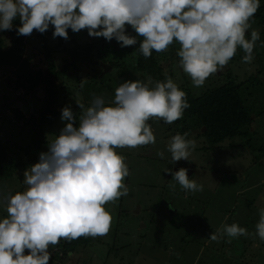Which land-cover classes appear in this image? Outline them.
Segmentation results:
<instances>
[{"label":"clouds","instance_id":"9594fccd","mask_svg":"<svg viewBox=\"0 0 264 264\" xmlns=\"http://www.w3.org/2000/svg\"><path fill=\"white\" fill-rule=\"evenodd\" d=\"M259 7L260 0H0V31L12 30L19 19L17 35L23 36L34 30L43 34L52 26L54 39L67 40L68 29H86L92 37L115 38L122 48L136 45L140 37L137 50L145 59L176 42L179 66L193 86L201 87L238 48L245 53L243 63L253 61L260 33L252 22ZM126 26L137 35L127 34ZM164 75V80L148 75L122 82L110 101L93 95L86 106L76 99L78 116L71 106L62 109L65 126L49 139L39 162L25 170L24 189L13 192L0 182V208L6 213L0 216V264H49L50 245L108 233L112 217L105 205L129 193L124 180L130 169L116 149L154 145L149 121L156 117L172 124L190 107L186 92L167 70ZM86 82L81 80L80 87ZM189 135L171 136L167 151L173 164L191 161L196 145ZM154 155L164 158L163 151ZM166 173L175 182L169 183L173 191L177 184L185 193L204 189L189 178L187 168ZM258 216L252 233L238 223H224L209 238L227 237L231 243L251 235L264 241V207Z\"/></svg>","mask_w":264,"mask_h":264},{"label":"rangeland","instance_id":"374dc122","mask_svg":"<svg viewBox=\"0 0 264 264\" xmlns=\"http://www.w3.org/2000/svg\"><path fill=\"white\" fill-rule=\"evenodd\" d=\"M252 28L260 33V39L254 48L253 61L243 63L242 57L245 53L238 48L229 64L212 74L201 87L193 86L191 78L179 66V58L170 59L172 52L173 57H177L175 52L180 48L178 43L174 42L169 46L166 51L169 60L163 63L173 81L180 88L188 87L196 97L208 89L222 85L228 70L232 71L238 82L245 84L244 96L248 105L254 108L253 134L246 135V138L227 140L220 148L206 150L208 144L204 137L193 133L189 139L194 140L196 146L189 157L191 161L181 160L173 164L171 153L167 151L173 134L167 132L162 119L153 117L149 122L156 136L154 145L116 149L118 154L126 157L125 163L130 169V175L124 180L129 193L105 205L112 217L108 233L93 238L88 247L80 248L74 254L70 253L68 259L53 260L55 247L50 245L49 264H65L67 260V264H264V241L258 237L241 236L232 239L231 243L226 242L227 237L218 241L209 238V234L224 223L235 222L246 227L249 233L254 232L259 219L258 209L264 207V153L260 152L264 145V116L258 117V114L264 111V40L261 28L256 24H253ZM250 31L251 29L246 38H250ZM53 32L54 27H51L48 41L55 46L64 38L54 39ZM68 33L69 40H75L81 45L94 42L102 45L104 39L90 36L86 29L79 33L68 29ZM0 34L10 40L6 31H0ZM117 43L115 38L107 43V64H101L99 74L87 67L81 72L80 79L74 70L67 72L66 83L61 84L64 87L62 108L71 106L75 113L74 108L78 107L76 99H80L87 106L93 95H101L106 101H110L114 99L115 88L120 83L146 77L134 66L136 60L133 53L115 50L114 45L117 46ZM118 44L120 47V43ZM71 45L68 41L64 47L69 48ZM32 53L35 55L33 67L45 68L36 30L27 36V55ZM56 57L57 64L61 67L66 56L61 52ZM11 73V69L0 71V137L7 143L10 154L15 155L18 148L11 145L18 143L20 147L27 146L31 143V134L29 128L15 122L11 109L22 110L29 116L33 109L42 105L43 92L38 91L32 96L20 91L15 97L13 90L7 87L4 80L6 77H12ZM256 75L260 76L263 83L252 87L247 85V81ZM83 79H87V82L81 92L78 81ZM4 104L10 109L5 108ZM62 108H59L60 112ZM61 114L44 127L45 144L40 153L48 151L49 139L53 138V134L58 135L65 126ZM159 151L164 152L163 159L154 155ZM175 166L190 168L193 171L190 179L203 184V191L185 193L178 184L173 191L169 183L175 182L166 171L169 168L174 170ZM24 172L19 171L12 178L2 182L13 192L20 191L25 187ZM167 202H171L168 206L172 205L178 212L174 213L170 207L167 208ZM3 215L6 213L0 208V216ZM120 215L122 220L119 223ZM159 221H162L160 226L157 225ZM198 246L202 252L197 258Z\"/></svg>","mask_w":264,"mask_h":264},{"label":"trees","instance_id":"16d2710c","mask_svg":"<svg viewBox=\"0 0 264 264\" xmlns=\"http://www.w3.org/2000/svg\"><path fill=\"white\" fill-rule=\"evenodd\" d=\"M253 24L261 28L264 40V0H260V7L253 18ZM19 26H21L20 21L16 19L13 22V29L6 30V34L10 39L9 41L0 34V71L3 69L12 70V77H6L4 80L7 82V87L13 90L12 93L15 97L20 91H23L25 95L32 96H35L38 91H42L43 98L40 108L35 109L36 114L30 113L28 117L22 110L11 109L15 122L21 123L24 128H29L31 143L25 147H20L18 143H14L11 146L18 148V152L15 155H11L7 143L3 142V137L2 139L0 137V182L12 178L19 171H25L28 166L34 165L39 161L40 152L45 144L44 127L57 119L62 113L61 98L64 95V92H62L64 87L61 84L66 83L67 72L74 70L77 78L80 79V74L84 67L93 70L94 73H98L101 72V64H107L106 45L109 41L105 38L103 39V43L105 44L102 43V45L95 42L81 45L75 40L60 39V42L53 46L48 41L52 27L50 26L43 34L36 31L44 57L43 64L45 68H34L32 62L35 55L33 53L27 55V36L17 35ZM126 27L127 34L132 36L137 35L131 26ZM137 39L138 43L129 47L122 48L117 43V46L114 45L115 50H125L133 53L136 60L134 66L139 72L146 76H152L154 80H164L165 66L163 62L169 60V56L166 52L156 53L153 50L152 56L145 59L137 50L139 41L142 38L137 37ZM68 41L72 45L66 48L64 45ZM61 52L65 54L66 58L62 61L64 64L59 67L56 55ZM172 54L173 52L170 54V59L179 58L177 54V57H173ZM226 74L222 85L208 89L199 97H196L188 87L183 86L181 90L186 92L190 107L184 110L181 119L172 124H167L163 121L167 132L173 135L176 133L183 134L186 131L190 135L193 133L198 134L206 140L209 147L206 146V150L220 148L221 144L227 140H233L237 137L246 138V135L250 136V133L253 134L252 128L255 125V112L254 108L248 105V101L244 96L243 87L245 84L239 83L232 71L228 70ZM259 77L258 75L252 77L247 81V85L252 87L263 83V80ZM78 82L80 83V81ZM79 89L83 92L81 87ZM66 92H68V89H66ZM4 107L8 110L10 109L5 104ZM59 108H62L61 112ZM74 110L78 116L80 112L79 107H75ZM261 116H264V111L258 114V117ZM1 135L2 131L0 129ZM260 152L264 153V145L260 148ZM121 220L120 215L119 223ZM92 241L93 237H80L72 241L62 239L58 245L54 246L55 252L52 253V259L67 258L70 253L74 254L80 248L88 247Z\"/></svg>","mask_w":264,"mask_h":264},{"label":"crops","instance_id":"0c3cea01","mask_svg":"<svg viewBox=\"0 0 264 264\" xmlns=\"http://www.w3.org/2000/svg\"><path fill=\"white\" fill-rule=\"evenodd\" d=\"M192 175H193V171H192ZM192 175H191L190 177H192ZM169 203H171V202H167V204H166V205H167V208L170 207V209L173 210L174 213H177V212H178V211H177V208L173 207L172 205L168 206ZM172 203H173V202H172ZM166 213H167V212H166ZM170 213H171V212H170ZM161 222H162V221H161ZM161 222L159 221V222L157 223V225L160 226ZM151 223H152V221H151ZM153 223H155V222H153ZM184 240H185V239H184ZM196 245H197V244H196ZM171 247H174V246L171 245ZM198 247H199V251H198V253H197V258L201 255V252H202L201 247H200V246H198ZM230 248H231V247H230ZM226 249L228 250V249H229V246H227ZM227 250H226V251H227ZM230 251H232V249H230ZM230 251H229V253H230ZM193 254H194L195 259H196V253H195V251L193 252ZM197 260H198V259H196V262H197ZM68 262H69V260H67L65 264H67Z\"/></svg>","mask_w":264,"mask_h":264},{"label":"water","instance_id":"95a60500","mask_svg":"<svg viewBox=\"0 0 264 264\" xmlns=\"http://www.w3.org/2000/svg\"><path fill=\"white\" fill-rule=\"evenodd\" d=\"M106 66V65H105ZM60 110V109H59ZM33 114H36V110L35 109H33ZM188 175H189V178H190V176L192 175V171H191V169L190 168H188Z\"/></svg>","mask_w":264,"mask_h":264},{"label":"flooded vegetation","instance_id":"af4514ba","mask_svg":"<svg viewBox=\"0 0 264 264\" xmlns=\"http://www.w3.org/2000/svg\"><path fill=\"white\" fill-rule=\"evenodd\" d=\"M180 168L178 166L174 167V171L179 170Z\"/></svg>","mask_w":264,"mask_h":264}]
</instances>
